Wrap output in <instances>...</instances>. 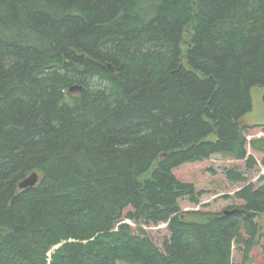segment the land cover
Masks as SVG:
<instances>
[{
	"label": "trees",
	"instance_id": "obj_1",
	"mask_svg": "<svg viewBox=\"0 0 264 264\" xmlns=\"http://www.w3.org/2000/svg\"><path fill=\"white\" fill-rule=\"evenodd\" d=\"M257 86L264 0H0V264H255L264 174L227 170L242 203L192 219L175 169L264 166Z\"/></svg>",
	"mask_w": 264,
	"mask_h": 264
},
{
	"label": "rangeland",
	"instance_id": "obj_2",
	"mask_svg": "<svg viewBox=\"0 0 264 264\" xmlns=\"http://www.w3.org/2000/svg\"><path fill=\"white\" fill-rule=\"evenodd\" d=\"M98 82L95 81L94 85ZM253 109L246 115V122L249 124H264V87L257 86L252 90ZM264 136V127H256L249 130L248 139ZM249 152L254 154L259 164L252 169H248L244 160H237L223 154H216L210 159L191 162L175 169L176 176L184 182H191L196 185L197 192L200 194V202L194 203L189 198L181 199L183 211L190 214L188 218L202 219L200 212H217L232 203H242V200L234 198L235 192L246 183H232L226 175L227 170L236 168L245 173L248 182L261 184L260 177L264 174V167L261 164L262 155L252 151L249 146ZM264 217V216H263ZM125 222L130 223L134 229L137 224L126 218ZM143 227L147 230L153 240L160 248H163L164 241L169 238L170 232L166 223L158 225H147ZM252 259L255 264H264V250L261 247H255L252 251ZM242 253L235 248L233 251V261L240 262Z\"/></svg>",
	"mask_w": 264,
	"mask_h": 264
},
{
	"label": "water",
	"instance_id": "obj_3",
	"mask_svg": "<svg viewBox=\"0 0 264 264\" xmlns=\"http://www.w3.org/2000/svg\"><path fill=\"white\" fill-rule=\"evenodd\" d=\"M39 177L40 176L38 172H33L19 183V187L21 189L32 187L39 181Z\"/></svg>",
	"mask_w": 264,
	"mask_h": 264
},
{
	"label": "bare ground",
	"instance_id": "obj_4",
	"mask_svg": "<svg viewBox=\"0 0 264 264\" xmlns=\"http://www.w3.org/2000/svg\"><path fill=\"white\" fill-rule=\"evenodd\" d=\"M57 246H55L53 249H55Z\"/></svg>",
	"mask_w": 264,
	"mask_h": 264
}]
</instances>
